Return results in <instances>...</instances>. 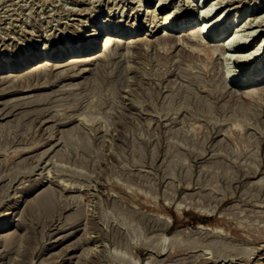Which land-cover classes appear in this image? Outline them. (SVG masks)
Masks as SVG:
<instances>
[{"label": "rangeland", "instance_id": "obj_1", "mask_svg": "<svg viewBox=\"0 0 264 264\" xmlns=\"http://www.w3.org/2000/svg\"><path fill=\"white\" fill-rule=\"evenodd\" d=\"M242 1L226 12L227 31L263 15L264 0ZM161 3H168L167 9ZM212 3L216 18L241 4L0 0V59L30 58L0 72V79L7 77L0 80V264L247 263L245 254L214 256L216 250L235 248L246 256L259 248L247 257L250 264H264V80L252 86L258 87L254 98L229 97L220 91L224 67L227 75L245 64L224 59L223 49L214 52L218 55L204 75L202 62L187 55L195 45L149 44L163 34L162 14L168 11L178 19L192 13L193 26L212 29L215 18L208 19L205 8ZM238 9L241 17L230 25ZM102 17L136 27L122 40L142 41L140 49L116 43L106 52L108 61L78 63L72 73L89 71L76 77L52 76L47 82L49 72L29 75L46 52L71 45L70 53L49 60L68 68L73 50L90 42L88 33L100 27ZM185 30L171 34L182 36ZM262 36L249 33L246 42L253 40L246 49L264 54ZM92 53L103 54L98 45ZM98 69L103 83L92 78ZM227 85L236 93L246 90ZM204 102L208 114L193 109ZM232 110L244 120H236ZM192 116L198 120L194 126ZM238 121L241 130L235 128ZM46 192L52 199L37 204ZM211 231L234 237L221 243Z\"/></svg>", "mask_w": 264, "mask_h": 264}, {"label": "bare ground", "instance_id": "obj_2", "mask_svg": "<svg viewBox=\"0 0 264 264\" xmlns=\"http://www.w3.org/2000/svg\"><path fill=\"white\" fill-rule=\"evenodd\" d=\"M164 1V0H163ZM203 0H199V2L201 3ZM241 4H237V5H233V6H228L223 14L221 16H218L220 15L221 13H218L216 16H218L217 18L214 16L212 17L211 16V11H212V8L213 7V3L210 4L209 6H206L205 8H207L209 10V16H211L210 20H212L213 18H215L214 22H216V25L206 31L202 25L203 24H196L193 26L194 24V21L195 19L193 18L192 16V13L189 14V15H186L184 18L182 19H178L177 18V15L176 16H172V13H170L171 16L168 15L169 11L168 12H164L162 14L163 16V22L161 23V27H162V30H163V34L160 35V37L156 40H153L152 42H150L149 44L150 45H153V46H156V45H159V44H162V43H165V42H173L175 43V45H180V41L183 42V40H186L187 42L191 43L192 45H195V47L192 46L191 49H188V52L187 55H189V57H192L193 60L196 59V60H200L202 62V64L200 65V69L202 70V73L204 75L207 74V72L209 71L208 67L210 65H212V62H213V59H216V56H214V52L218 49V50H221L223 49V56H224V59L226 60H235L236 62H238V64H245L244 66H240L242 67L240 69V72H236L235 70H233V72L230 70V72L227 74V75H224L223 73H226V69L224 67V70L222 72V79H223V86L221 85L220 86V91L226 96L228 95L229 97H234V96H238V97H244V98H254L256 97L255 95L258 93V87L257 88H253L252 86H254V84L258 83L259 81H262L264 80V74L262 72V66H263V70H264V54L260 55L261 51H259L258 49H256L255 51H250L247 48V45L248 43L253 40L252 39H249L250 41L246 42L248 40V34L250 33L252 36H257V35H260L261 33L263 34L264 33V17H262L264 15V13H260V14H263L262 16H257L255 15L252 19H249V22L248 23H245L243 26L244 28L240 27L239 24L241 22L238 21V23L233 26L232 24H235L237 22V19H239L241 17V11L243 10V7L241 9H238L235 13H234V20L232 19L229 23L230 25V30L227 31V27H229L228 25H226V12L228 10H230L228 12V15L231 14V12H233V10L235 11L236 8H240V6L244 5L245 4V1H242V0H239ZM148 2V1H147ZM159 2V1H158ZM209 2V1H208ZM116 4V3H115ZM168 3H161V9L162 10H165L167 9ZM208 4V3H207ZM258 6V5H257ZM141 7V6H140ZM151 7V6H150ZM216 8V7H215ZM149 9V8H147ZM171 10V9H170ZM248 12L250 11L249 9H247ZM139 11V10H138ZM151 12L152 11H155V6L153 7L152 6V9L150 10ZM253 11V10H252ZM147 12H149V10H147ZM191 12V11H190ZM193 12V10H192ZM246 14V12H245ZM254 14V13H252ZM134 15V14H133ZM183 15V14H182ZM169 16V17H168ZM200 16H202V13H200ZM199 16V17H200ZM225 16L224 20H222V18ZM233 16V15H232ZM250 16V15H249ZM153 17H155L153 15ZM180 17V16H179ZM159 18V17H158ZM181 18V17H180ZM197 18V17H196ZM246 18V17H245ZM259 18V20H258ZM134 19V17H133ZM153 21V19H152ZM206 21V20H205ZM104 22V23H102ZM102 22H101V25L100 27H98L97 29H93V32H89L88 33V36L87 37H90V42L87 43L85 46H82L80 47L79 49H76V50H73V55L71 58H70V61L66 64L67 65H70V66H67L68 68L66 69H59L60 67L62 66H65V65H56L52 62H50L49 60H56V59H59L61 56L65 55L67 53V51L69 52V49L71 48L70 46L71 45H68V46H64V47H61L60 49L58 48V50H54L52 52H46L45 54V57L43 59H41L40 61H38L37 63H35V65L33 66V68L31 69L29 75L31 74H38V73H46V72H49L51 75L49 76V74L45 75V79L47 80V82L51 79L52 76L55 77H58V76H73L76 77V76H79L80 74L82 73H85L87 71H89V69L85 68V69H79L80 71L77 73H72L73 70H75V66L79 65L78 63L80 62H89L91 63V61L93 60L96 61V60H101V61H108L109 58L108 55H107V51L112 47L114 46L116 43H118V46L120 48H134V49H140L141 45H142V41H130L129 39H127L128 41H123L122 39L123 38H128L131 36V34H133L134 30L136 27H122V26H119V25H113L111 24V21L106 18V17H102ZM121 22V21H120ZM151 22V20H150ZM140 23V22H139ZM205 23V22H204ZM150 24V23H149ZM192 26V27H190ZM256 26V29H253V27ZM262 26V27H261ZM155 27V26H154ZM190 27V28H189ZM180 28H186L187 30H185L186 32L182 35V36H177V35H173L171 34V31H175L177 32V30H179ZM234 28L235 29V32L233 35H231V30H233ZM255 28V27H254ZM258 28V29H257ZM249 29V31H247L248 34H244L242 32H246V30ZM227 31V32H226ZM256 31H258L257 35L255 34ZM138 32V31H137ZM153 33V32H152ZM148 34V33H147ZM141 35V34H140ZM149 35V34H148ZM147 35V36H148ZM224 35H226L225 38ZM94 38H91L93 37ZM245 36V37H243ZM72 37V36H71ZM233 38H236V39H233ZM72 38L68 39L69 41L71 40ZM262 40L264 41V36H262ZM227 41V42H226ZM83 42V41H82ZM120 42L124 43L120 46ZM220 43L221 44H217V43ZM262 42V41H260ZM215 43V44H214ZM262 44V43H260ZM98 45V48H99V51H102L103 54H98L96 55V53H92V51L96 48V46ZM174 45V46H175ZM172 47V45L170 44L169 45V48H167L166 50H169L170 48ZM183 47V46H182ZM77 48V47H76ZM260 48V47H259ZM53 49V48H52ZM56 49V48H55ZM66 50V51H65ZM80 51V52H79ZM250 51V52H249ZM183 52V51H182ZM263 52V51H262ZM70 53V52H69ZM79 53H90V54H87L86 57L84 58H80V57H76V55H78ZM186 53L185 56H186ZM219 53V52H218ZM235 54V55H233ZM128 55V54H127ZM184 56V57H185ZM18 57V56H17ZM69 57V56H68ZM187 57V56H186ZM20 58V57H19ZM34 58V57H33ZM67 59V58H66ZM69 59V58H68ZM248 60L247 62H243L244 60ZM28 60H30V58H28L27 56L26 57H22L21 59H18L16 62L14 63H7L5 62V60H2L0 59V72H3V68H7V66H10V68H20L22 66H24ZM58 62V61H57ZM179 63V62H178ZM248 66V67H246ZM238 67V66H237ZM190 69V68H189ZM57 70V71H56ZM126 70H129V69H126ZM125 70V72H126ZM56 71V72H54ZM190 71V70H189ZM188 71V72H189ZM14 72V71H13ZM54 72V73H53ZM137 72V71H136ZM184 72H187V70ZM168 73V69H166V71L159 77V78H163L165 76V74ZM201 73V72H199ZM189 74V73H188ZM187 74V75H188ZM191 74V73H190ZM190 74L188 76H190ZM193 75L195 73H192ZM27 75V76H29ZM192 75V76H193ZM196 75V74H195ZM105 75L102 74L101 70L98 69L97 72H95L93 74V80H97L98 83L99 82H102L105 80L104 77ZM69 77V78H70ZM196 77V76H195ZM210 77V76H209ZM7 78V77H5ZM0 79L1 81L4 79ZM12 78V77H11ZM194 78V77H192ZM160 79V80H161ZM164 79V78H163ZM6 80V79H5ZM159 80V81H160ZM9 81V79H8ZM88 82V81H87ZM85 82V84L87 83ZM105 83V82H104ZM160 83V82H159ZM89 84H91V82H89ZM199 84V83H198ZM201 84V83H200ZM227 84H231V85H234V86H242V87H246V90L242 91L241 93H236L235 90H232L231 87L227 88L228 85ZM203 84H201L202 86ZM206 85V84H205ZM200 86V85H198ZM204 87V85L202 86V88ZM222 87V88H221ZM262 89V88H261ZM260 89V90H261ZM264 90V89H262ZM216 91V90H215ZM214 95V94H213ZM187 97V96H186ZM185 97V98H186ZM192 97V96H191ZM168 98V97H167ZM190 98V97H189ZM200 98V97H199ZM215 98V97H214ZM204 99V98H203ZM166 100H169L166 99ZM172 100V99H171ZM189 100V99H188ZM181 101V100H180ZM184 101V100H183ZM192 102V98L190 100ZM206 102V100H204ZM169 102V101H168ZM171 102V101H170ZM173 102V101H172ZM205 102L203 103L202 107L201 106H194L192 103V105L194 106L193 109L195 110H198L196 112H203L205 114V112L207 110H209V106H205L207 107V110L204 108V104ZM200 105L202 103L198 102ZM208 103V101H207ZM207 103L205 105H207ZM169 103H167L168 105ZM174 104V103H173ZM189 104V103H188ZM215 104V103H213ZM166 106V104H164ZM209 105H211L209 103ZM218 105V104H217ZM164 106V107H165ZM175 106V105H174ZM168 107V106H167ZM172 106H170L169 104V109H171ZM213 107V106H212ZM211 107V108H212ZM221 107V110L223 109L222 106ZM162 108V107H161ZM175 108V107H173ZM181 108V107H180ZM168 109V108H167ZM164 108V113L165 111L168 112V110ZM179 109V108H177ZM213 109V108H212ZM218 109H220L218 107ZM226 109V108H225ZM224 109V110H225ZM215 109H213L214 111ZM217 110V108H216ZM170 111V110H169ZM186 111V110H185ZM218 111V110H217ZM223 111V110H222ZM233 111V110H232ZM162 112V111H161ZM174 112V110L172 111ZM176 113L178 112V110L175 111ZM174 112V113H175ZM193 112V111H192ZM195 112V111H194ZM237 111L235 110V112L233 111V116L235 117V119L238 117V120L240 119L241 120H244V118H241L243 117L242 115H238L237 116ZM169 113V112H168ZM171 113V112H170ZM211 113H214V112H211ZM217 113V112H216ZM236 113V114H235ZM240 113V112H239ZM242 113V112H241ZM173 114V113H172ZM202 114V113H200ZM203 114V115H204ZM208 114V111L207 113ZM164 115V114H163ZM192 115V114H191ZM195 115V114H194ZM193 115V116H194ZM197 115V114H196ZM162 116V115H161ZM167 116V115H166ZM192 116V117H193ZM246 116V115H244ZM198 117V116H196ZM201 116L198 117V119H200ZM205 117V116H203ZM194 118V117H193ZM159 119V118H158ZM234 119V118H233ZM193 120V119H192ZM237 120V119H236ZM235 120V121H236ZM194 123H191L192 125L196 123V121L198 120H195L194 118ZM240 121H238L237 124H235V128H238L236 130H241L242 129V124H240ZM237 122V121H236ZM242 122V121H241ZM194 126V125H193ZM199 126L195 127V128H198ZM239 132V131H238ZM241 132V131H240ZM257 166V165H256ZM255 167V165H254ZM250 168V167H249ZM248 168V169H249ZM252 168V167H251ZM247 169V170H248ZM253 170H256V169H253ZM252 170V172H253ZM251 171V169H250ZM248 171V173L250 172ZM251 172V173H252ZM254 174V173H253ZM242 175V174H241ZM250 175V174H249ZM244 176H245V173H244ZM248 177V176H247ZM258 191V190H257ZM51 192H46L43 194V197L42 198H38L36 200V202H38L37 204H45V202H49L51 199H52V196L50 195ZM261 194V193H260ZM259 196V195H257ZM54 197V196H53ZM256 198V197H255ZM253 201V200H252ZM46 203V204H47ZM36 204V205H37ZM31 208H34V207H38V206H30ZM46 207V206H45ZM178 209V208H177ZM232 221V220H231ZM242 223V222H240ZM247 225V224H246ZM2 228L5 227V225H1ZM239 229L241 228V225H238ZM215 228V227H214ZM247 228V227H246ZM208 229V228H207ZM244 229V228H243ZM259 229V228H258ZM249 230V228H248ZM261 230V229H259ZM252 231V229L250 230ZM257 231V230H256ZM255 231V232H256ZM212 233H214V237L217 241L221 242V243H225L226 240L234 237L232 236L228 231H211ZM216 234V235H215ZM254 234V233H253ZM259 233H256L254 234L256 238L259 237L258 235ZM262 234V233H261ZM260 234V235H261ZM246 238H248L246 236ZM251 238H249L250 240ZM260 239V238H259ZM239 240V239H238ZM253 251V250H252ZM256 251H259V248L254 250L251 254H254ZM248 253V252H247ZM238 254H245V258L244 260L247 262L245 264H250V258L247 257L249 255L246 256V252H244V250L242 249H238V248H235L233 249V251H229L227 249H219V250H216L214 252V256H216L217 258L219 257H227L228 255H238ZM242 255V257H243ZM225 257V258H226ZM240 258V257H239ZM256 259V258H255ZM254 261V260H253Z\"/></svg>", "mask_w": 264, "mask_h": 264}]
</instances>
